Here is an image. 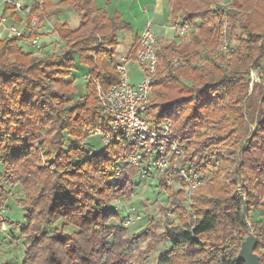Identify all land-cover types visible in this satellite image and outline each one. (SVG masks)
Here are the masks:
<instances>
[{"label": "trees", "instance_id": "16d2710c", "mask_svg": "<svg viewBox=\"0 0 264 264\" xmlns=\"http://www.w3.org/2000/svg\"><path fill=\"white\" fill-rule=\"evenodd\" d=\"M68 7L81 22L53 25L65 44L60 54L35 55L20 44L41 36L46 18ZM29 8L24 33L0 38V208L20 186L22 264H149L135 260L140 240L147 244L142 253L168 242L154 264H245L238 254L251 227L264 264V220L250 217L264 211V0H173V24L188 26V39L158 43L147 116L156 127L172 122L170 142L185 148L184 158L173 160L196 171L201 184L188 207L183 176L172 170V185H165L158 172L169 197L163 212L172 215L152 217L137 232L124 224L129 213L121 218L111 202L131 196L143 179L127 162L140 146L124 133L95 153L86 147L97 129L112 132L99 88L119 80V33L131 23L96 0H33ZM10 10L22 21L6 1L4 12ZM78 68L87 79L74 99L69 78ZM252 70L262 82L250 92ZM113 176L117 182L109 183ZM59 220L62 228L51 232Z\"/></svg>", "mask_w": 264, "mask_h": 264}, {"label": "built area", "instance_id": "2783aa9c", "mask_svg": "<svg viewBox=\"0 0 264 264\" xmlns=\"http://www.w3.org/2000/svg\"><path fill=\"white\" fill-rule=\"evenodd\" d=\"M22 18L23 28L11 23L2 26L0 20V38L6 36H21L26 29V17L30 8L19 0H6ZM32 26L38 25V16L32 15ZM180 34H186L188 26H176ZM27 47H26V46ZM43 41L39 37L26 39L25 49L31 48L35 54L43 53ZM158 38L151 22H148L142 32L138 35L137 50L134 62L143 71V76L136 82L131 81V74L128 68L129 57H122L116 65L119 72V80L106 90L99 88V95L103 102L104 112L110 118L112 132L97 129L96 133L103 135L104 141L109 144L120 134H127L140 146V150L128 157L127 162L131 166H137L140 174L145 176L151 169H157L164 175V184L172 185L171 172L176 170L186 181L187 201L189 207L194 190L201 184V176L181 162H175L185 156V148L176 143L170 142L172 122L167 121L156 127L147 116V106L152 95V76L156 69ZM226 48V45L223 46ZM253 71V70H252ZM154 154V156H152ZM120 167L116 168V175H119ZM117 176H113L109 183H116ZM169 217L172 215L168 212ZM140 218V214L129 215L124 221L130 226Z\"/></svg>", "mask_w": 264, "mask_h": 264}, {"label": "rangeland", "instance_id": "374dc122", "mask_svg": "<svg viewBox=\"0 0 264 264\" xmlns=\"http://www.w3.org/2000/svg\"><path fill=\"white\" fill-rule=\"evenodd\" d=\"M23 1L30 3V0ZM55 1L58 2L60 0ZM230 1L231 0H223L224 3H230ZM24 2L22 3L26 5ZM66 10L64 9L62 16H58L57 18H60L61 20L66 18L73 28H77L81 22V17L77 13L73 14L70 9H68L69 11ZM69 12L72 13L71 16L70 14H68ZM66 19H64L63 21H65ZM54 20L55 17L51 15L46 19V23H49V26H53L51 23ZM176 29L177 28L174 25V28L171 29L174 34L171 36L166 34V36L162 37L161 41L158 40V43L160 44L162 42H165L166 40L173 38L176 39L177 42H180L182 39L183 41H187L188 38L185 40L186 37L182 36L183 34L178 33ZM45 34L53 35L52 32H48ZM55 37L56 38H54L50 43H47L46 41V43L43 44V47L50 51L52 54L58 55L65 47V44L61 42L59 36L56 35ZM130 37V33L128 35L125 33H121L116 55L118 61H121L122 57H129L132 48V41ZM40 40L45 42V40ZM20 44L24 45V42H20ZM74 56L77 57V54H75ZM128 68L131 74L132 82H136L143 76V71L140 70L141 68H139V66L134 62V60L130 59L128 61ZM84 73L85 70L83 68H78L73 71L72 76L69 78L70 80H74L75 85L77 87L76 93L72 95L74 99L79 98L81 95L84 94L85 83L87 79L85 78ZM261 82L262 80L260 79L257 70H253L251 72L250 92L253 90V88H256L257 85H260ZM256 91L258 94V89H256ZM256 91L254 94H256ZM86 147L92 149L93 153L102 150L105 147V141L102 135L98 132L97 134H91L86 139ZM152 156H154V154ZM1 172L2 165L0 162V173ZM132 173L133 171H128L127 174L133 175ZM157 175L158 170L155 169L152 174L145 175L143 179H141L139 184L134 188V192L131 196L127 197L126 199L117 198L111 202L112 205L119 207L118 209L120 211L121 218L126 216L128 213L129 215L131 214L133 216H135L136 214H140V218L136 220L133 226L130 227L131 232L139 231L141 228L147 225L148 221L152 217H156L161 221H165L169 217L168 213L167 215H164L163 212V206L166 204L169 198L168 193L163 189L162 186L158 185ZM138 176L139 173L136 175L134 174L132 176L135 182L139 181L138 179L141 178ZM178 186V183H173L174 189H176ZM7 187L10 188V186L8 185ZM10 189V197L8 198L5 206L0 208V264H22V262L24 261L25 247L27 245L26 238L21 234V228L26 225V221L24 220V212L20 205V198L23 196V194L22 188L20 186H16L13 188L11 187ZM257 211L258 212L252 211L250 216L251 219L254 220L257 218L264 220V211L262 209H259ZM161 224L158 227V230L160 231L163 229V225L161 226ZM62 225L63 221L59 220L58 222L50 226V231H59L62 228ZM75 229L76 228L74 226L65 227V231H74ZM253 230L254 229L251 227L250 231L253 232ZM146 245V241L142 240L137 243H134L133 245V254L135 256V260L139 263L147 262L149 264H154L158 260L160 253L166 250L169 246L168 242L158 243L152 253H142V251L146 248Z\"/></svg>", "mask_w": 264, "mask_h": 264}, {"label": "crops", "instance_id": "0c3cea01", "mask_svg": "<svg viewBox=\"0 0 264 264\" xmlns=\"http://www.w3.org/2000/svg\"><path fill=\"white\" fill-rule=\"evenodd\" d=\"M19 1L24 2L23 0ZM32 1L33 0H30V3H24L30 6ZM5 2L6 0H0V20L2 18V26L6 27V25L14 23L19 25L20 28H23V23L16 19V17L13 15V10L4 12ZM96 2L100 8L105 9L110 15L114 14L115 12H119L122 16V19L131 23V29L121 31L119 33V39L121 33H125L127 35L130 33L132 46L148 22H151L153 25L159 41H161L162 37L166 36V34L170 36L174 34L171 30L174 28L172 20L173 0H111L110 3H107V0H96ZM68 9H70L73 14L77 13L74 8L68 7ZM68 9L66 11H69ZM63 12L64 10L60 14H52L53 17H55V20L51 23L52 25H54L58 20H61L57 17L62 16ZM68 14H70V16L72 15L71 12ZM65 21H67V19ZM39 31L42 34L41 36H38L39 39L45 40L43 44L46 43V41L47 43L52 42V40L56 38L55 36L57 35L52 32L53 26H49V23H46V20L41 25ZM48 32H52L53 35H46L45 33Z\"/></svg>", "mask_w": 264, "mask_h": 264}, {"label": "water", "instance_id": "95a60500", "mask_svg": "<svg viewBox=\"0 0 264 264\" xmlns=\"http://www.w3.org/2000/svg\"><path fill=\"white\" fill-rule=\"evenodd\" d=\"M257 245L258 239L256 235L250 232L246 239L242 242L238 259L243 261L245 264H261L260 255L255 251Z\"/></svg>", "mask_w": 264, "mask_h": 264}]
</instances>
